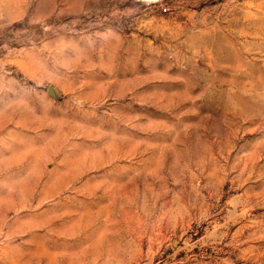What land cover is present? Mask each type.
<instances>
[{
  "label": "rangeland",
  "instance_id": "374dc122",
  "mask_svg": "<svg viewBox=\"0 0 264 264\" xmlns=\"http://www.w3.org/2000/svg\"><path fill=\"white\" fill-rule=\"evenodd\" d=\"M0 264H264V0H0Z\"/></svg>",
  "mask_w": 264,
  "mask_h": 264
},
{
  "label": "water",
  "instance_id": "95a60500",
  "mask_svg": "<svg viewBox=\"0 0 264 264\" xmlns=\"http://www.w3.org/2000/svg\"><path fill=\"white\" fill-rule=\"evenodd\" d=\"M48 91H49V93H52V88H49V90H48Z\"/></svg>",
  "mask_w": 264,
  "mask_h": 264
}]
</instances>
